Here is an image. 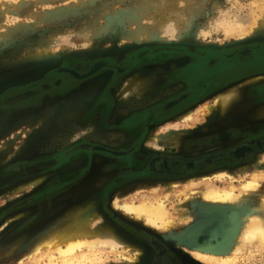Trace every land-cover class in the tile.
<instances>
[{
	"label": "rangeland",
	"instance_id": "1",
	"mask_svg": "<svg viewBox=\"0 0 264 264\" xmlns=\"http://www.w3.org/2000/svg\"><path fill=\"white\" fill-rule=\"evenodd\" d=\"M198 52L264 62V0H0V264H149L153 249L134 240L125 224L172 246L187 264H264V243L233 248L247 217L264 219V151L233 167L180 179L122 183L118 169L108 168L123 152L125 118L150 122L141 131L146 151L162 137L180 150L183 138L215 134L211 129L233 113L231 104L264 81V73L246 77L251 81L241 79L157 122L175 93L148 82L168 56ZM101 60L113 68H102ZM116 65L129 72L112 86L105 125L85 119ZM233 93L221 112L215 97ZM261 106L240 123L264 121L257 114ZM75 171L80 174L73 182ZM248 179L255 187L242 189ZM206 185L231 189L236 198L210 202L200 191ZM142 199L163 201L168 216L152 226L121 207ZM88 200L86 228L114 237L115 247L84 248L65 260L54 251L52 261L44 248L32 251L70 225V213Z\"/></svg>",
	"mask_w": 264,
	"mask_h": 264
},
{
	"label": "flooded vegetation",
	"instance_id": "2",
	"mask_svg": "<svg viewBox=\"0 0 264 264\" xmlns=\"http://www.w3.org/2000/svg\"><path fill=\"white\" fill-rule=\"evenodd\" d=\"M145 57V55L141 56V58ZM166 59L168 63L160 64L157 76L148 82L154 89L169 85L175 93L167 100L170 105L169 112L162 119L156 120L157 122L173 116L178 110L195 104L219 89L233 85L246 77L264 73V62H256L253 59L240 61L209 57L202 56L201 52L172 55ZM100 62L104 64L102 68L109 67L107 65L110 63L109 61L101 60ZM146 62H154V59ZM116 67L120 71L115 69L114 71L117 73H113L110 77L109 86L106 87V84L97 93L85 119L92 120L94 118V120L97 119L98 124L105 125V113L112 103L110 94L112 86L121 83L123 76L129 72V68L127 69L126 66L116 65ZM109 68H113V66ZM78 72L82 73L83 71ZM160 72L161 74H159ZM93 74L95 75V72ZM92 76L90 73L87 77ZM63 83L66 84L67 81ZM261 105H264V81L248 86L243 96L231 104L233 113L221 118L222 120L211 129L210 132L215 134L208 133L205 138L196 140L183 138L179 143L180 150L159 149L158 147L146 151L147 148L143 145L146 137L141 131L145 124L149 125L150 122L135 117L125 118L122 126L129 134L123 139L124 146L121 147L123 152L115 163L117 165L107 167L111 170L118 169L120 182L123 183L143 179L188 178L194 174L223 167H233L241 162L250 161L264 151V121L247 120L246 123H240V121L245 114L250 117V112ZM96 115L98 118L95 117ZM155 123L152 122V125ZM243 144L249 147V151L245 155L236 157L234 152ZM92 145L93 148L98 146V148L107 149L104 145ZM75 158L77 156L72 157L71 160ZM107 167L105 171L108 170ZM79 174L78 171L73 173L75 175L72 177L73 182L78 180L76 177ZM44 203L45 201L42 204ZM124 226L134 240L149 245L153 249V256L149 264H187L180 258L181 252L150 232L133 225L125 224Z\"/></svg>",
	"mask_w": 264,
	"mask_h": 264
},
{
	"label": "bare ground",
	"instance_id": "3",
	"mask_svg": "<svg viewBox=\"0 0 264 264\" xmlns=\"http://www.w3.org/2000/svg\"><path fill=\"white\" fill-rule=\"evenodd\" d=\"M97 63L95 64V67L100 65ZM248 81H251V78H246L244 80V82H248ZM228 94H223L215 97V102L218 106V109L221 112H223L226 109V107H228L230 99L233 100L236 93H233L231 95ZM207 107L211 110L213 109L212 106L210 105H208ZM260 110L264 112V106H261ZM187 115L188 114H186L185 116ZM162 140L165 142H163ZM162 140H160L161 143L157 142L156 145L154 143L149 142L151 140L149 141L147 140V143L149 142V145H152L155 148L162 147L164 149H177L178 143L177 145L176 143L173 144L170 141H166L165 139H163V137ZM248 151H249V147L243 144L242 146H239L237 148L236 153L239 155H245V153H247ZM215 174L218 175L221 173H215ZM255 184H256L255 180L248 179L244 183H242V189H250V188L252 189L255 187ZM200 191L203 193L204 197H206L210 202L217 204L231 202L236 198V196H234L233 191L231 189L220 188L217 187L216 185H206L203 188H201ZM92 204H93L92 200H88L81 206H78L76 209L74 208L75 210L70 213L72 223L64 228L61 229L58 228L52 235L39 241L32 251L36 252L44 248L49 254L48 260L52 261L53 257L55 256V254L53 253L54 251L60 258L65 260L68 257H72L76 259L77 258L76 253L82 251L84 248H86L88 251H91L95 246L104 245V244L109 245L111 247H115L118 242L114 239V237L99 236L96 235L93 231H90L86 228V223L87 221H89L88 218L90 213L87 212V208L92 207ZM262 205H264V202H262ZM121 207L125 211L132 213L138 222L144 221L148 225H152V226L159 225V221L164 220V218L168 216V211L165 208L163 201L161 200L142 199L138 203H125ZM247 218L248 220L244 222V224H241L242 226L237 231L236 239L233 242V246H234L233 248L235 251L247 245L257 246L259 242L264 243V219L259 217L257 214L250 215ZM234 225L235 224H233L230 227L229 229L230 232L234 230L235 227ZM124 257L126 259L129 258V256L126 255Z\"/></svg>",
	"mask_w": 264,
	"mask_h": 264
},
{
	"label": "crops",
	"instance_id": "4",
	"mask_svg": "<svg viewBox=\"0 0 264 264\" xmlns=\"http://www.w3.org/2000/svg\"><path fill=\"white\" fill-rule=\"evenodd\" d=\"M257 114L261 115V116H264V112H260V111H257ZM261 153V152H260Z\"/></svg>",
	"mask_w": 264,
	"mask_h": 264
},
{
	"label": "clouds",
	"instance_id": "5",
	"mask_svg": "<svg viewBox=\"0 0 264 264\" xmlns=\"http://www.w3.org/2000/svg\"><path fill=\"white\" fill-rule=\"evenodd\" d=\"M82 46H83V47H88L89 45H88V43H85V44H83Z\"/></svg>",
	"mask_w": 264,
	"mask_h": 264
},
{
	"label": "water",
	"instance_id": "6",
	"mask_svg": "<svg viewBox=\"0 0 264 264\" xmlns=\"http://www.w3.org/2000/svg\"><path fill=\"white\" fill-rule=\"evenodd\" d=\"M234 155H235L236 157H239V154H237L236 152H234Z\"/></svg>",
	"mask_w": 264,
	"mask_h": 264
}]
</instances>
